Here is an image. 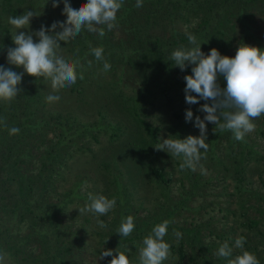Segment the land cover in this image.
Wrapping results in <instances>:
<instances>
[{"label":"rangeland","instance_id":"rangeland-1","mask_svg":"<svg viewBox=\"0 0 264 264\" xmlns=\"http://www.w3.org/2000/svg\"><path fill=\"white\" fill-rule=\"evenodd\" d=\"M134 1L132 0V4ZM55 2L59 3V7L53 8V0H0V43L4 44V52L0 53V66L12 67L13 71L18 73L23 71L20 68L9 65L7 62V48L15 46L12 42V27L8 24V18L23 15L25 11L34 10L39 14L30 22V29L24 31H38L41 25L50 29L53 22L66 21V16L62 14L64 8L63 0H55ZM68 2L72 7H79L87 3V0H68ZM127 2L130 1L124 0L123 6ZM123 6L117 13L116 26L111 31L106 26H101L105 29L103 37H100L98 33H92L85 29L68 43L60 42L61 48L57 49V55L63 56L70 61L79 60L80 62V67L77 68L78 79L74 85L54 92L51 89L50 81H45L43 78H37L36 80V78L24 74L19 86L22 90L20 94L10 102L0 101V107L3 106V111L6 114L4 123L11 125L16 121L17 117H20L17 111L18 103L28 100L25 94L31 93L34 104L29 99L28 103L33 107L27 110V116L25 117H32L34 121L42 123V126L33 131L34 133L26 135L28 138L24 140L25 146L20 147L24 149L29 147L28 152L30 153L27 152L28 157L25 159V163L20 158V160L16 161V164L22 172H27L29 176H33L36 175V171L43 166L46 160H42L48 151L46 148L52 150L49 153L60 156L53 162V165L58 169L57 173H59L58 175L57 173L54 174L53 191L50 190V194L56 196L53 198V205L58 206L59 202L62 204L66 200L64 192L74 187L76 177L83 182L80 186V192L82 191L87 196L88 193H92L93 195H104L111 199L117 194L118 189L122 190V193L116 199L114 210L107 215H96L91 212L80 215L78 211L80 206L72 204L68 208V212L72 215L76 214V220L71 218L70 215L66 217L67 214L63 218H59L58 214L55 216L56 226L54 228L56 230L57 228L60 229V237L58 238L60 244L63 241H67L63 245L71 246L73 243L71 246L73 254L65 253L63 255L64 259L69 260L72 254L79 264H100L102 261L101 254L98 255L96 252L98 250L102 251L108 246V239L105 238L106 233H112L111 230L115 229L114 234L120 240L125 239L117 234V229L121 224H119L120 220L127 216H133L135 224L133 232L127 238L134 237V239H137L135 242L140 245L138 250L143 246V239L150 233L147 234L146 231L141 233L135 229L145 220H149L147 217H155V212L158 211L163 200V195L160 194L161 189L159 188L161 181L151 173L150 167L160 162L158 160H163L165 157L170 159L171 157L165 151H160L159 156L154 155L153 152V156L151 152H144L146 148L142 146V139H139L140 136L133 132L135 130L133 128V118L128 112V108L131 107L128 104V100L130 96L133 97L135 92L141 90L143 86L145 91L150 89L151 85L149 83L153 78L151 79L152 73L149 65L155 64L156 60L151 57L150 53H140L137 57L134 55L135 58H133V55L127 56V60L124 61L122 54L126 49L133 50V40L136 36L134 37L133 35V24L131 26L129 21L128 23L126 22L127 24L121 22L122 19L125 20L126 18ZM13 11H20V13L16 12L17 15H13ZM143 13V10H137L134 15ZM165 17L168 16L165 15ZM227 19L229 20L228 28L225 32L226 34L222 36L223 43L226 46L224 56L234 58L241 43L264 50L263 0L253 4L248 10L247 19L250 25V36L244 37L242 24L237 19L236 13L229 14ZM178 21L180 20L178 19ZM174 23L169 18L159 19L157 26L154 28L151 26L146 27L147 37L151 35L152 37L148 38L153 39L160 35L168 39L173 34ZM176 27H178V22H176ZM182 32H185V29L182 28ZM33 38L36 40L35 36ZM95 47L104 49V60L111 65L109 71H103L104 61H97L94 55L91 54L90 49ZM74 53L78 54L75 56ZM146 55L147 57H145ZM88 61L92 62L91 66H89ZM81 72L83 73V79H79V73ZM169 75L164 74L159 77L161 84L167 88L168 96L161 95V92L156 90L152 96L143 95L142 100L150 113L165 121V127L179 123L178 118L174 115L175 113L181 114L183 108L189 106L195 108L199 105H188L185 99L184 89L186 88V82L184 77L192 75V72L185 73L180 71L177 74L173 72L171 77ZM49 95H58L60 99L55 102H49L47 100ZM153 95H156V97ZM193 95L196 94L193 93ZM169 96L174 101L171 102ZM65 119H69L66 124H64L67 122ZM149 119L150 121L154 120L153 116H150ZM99 121H102L103 125L100 128L97 127V125H100ZM71 123L73 127L69 128ZM253 123L255 124V130L246 134L244 139L245 141L256 143V149L264 154V114L254 119ZM109 124L114 128L112 126L106 128ZM9 125H5L4 128L0 129V138L9 137L10 134L7 132ZM84 126H88L90 129L87 130ZM215 127L216 125L208 123L206 143H208L209 147L206 153L215 151L218 146L219 160L217 162H225L228 147L239 151V141L233 138L231 131H224L221 136L217 135L220 130L217 128L216 132H214L213 129ZM191 130L192 136L198 137L200 135L198 128L193 127ZM168 135V131L165 130L160 138L168 139ZM63 136L67 144L66 150L71 155L67 159L63 156L64 152H57L56 147ZM201 153L202 158L196 165L195 176L203 174L205 178H209L211 173L205 170L206 166L214 168V166L219 165L215 164V161L211 163L210 156H206L203 150H201ZM61 158L65 160L63 164H59L62 161ZM256 159L258 158H254L251 162L248 159L245 165L247 167L245 177L247 191L253 189L260 192L264 189V160L257 163ZM173 160L176 161V171L171 178L172 183L169 187L171 189L169 193L171 198L170 205L167 208H175L178 202H184V199L189 200L181 203V210L174 214L169 223L172 225H175L174 223L187 224L188 228L192 230L198 224L199 217L202 214L207 219L213 217L216 225L218 221L220 226L225 225V231L234 227L230 236L232 239L225 240L232 248L230 259H234L242 253L241 249L235 247V240L238 237H243L245 240L243 250L253 253L257 257L259 264H264V245L257 246L252 243L256 248L254 250L249 249L251 241L246 238L258 233L254 228L249 229L243 226L247 218L242 216L243 209L240 206L243 205L248 208L250 204L256 202V198L252 197L248 203L244 194L242 197H240L241 195L231 197L230 193L233 191L234 185L230 179L218 183L213 181V183L207 185L206 201L207 203H213L208 207L202 204V198L195 195L192 196L189 183L182 181L181 159L176 157L170 159V161ZM107 164L112 165L111 168L116 166V170L110 169L109 172L115 171L119 175L118 186L111 176L107 178V173L103 171V165ZM64 166L66 167L64 168ZM246 179L252 184L251 186L247 184ZM86 203H89V201L87 200ZM159 203L161 205L158 207ZM229 208L234 210L235 213H229L227 211ZM158 214L160 215L161 213ZM246 214L248 216L255 215L252 210H246ZM5 217V215L0 214V218ZM84 218L89 219V224L85 225V227L82 226ZM98 221H102L105 226L101 227ZM220 226H217L219 230L221 229ZM78 228L85 230L80 233L84 238L72 241V238H74L73 234ZM7 229L9 237H17V239V234L20 233L25 237L31 231V227L28 225L22 227L10 226ZM166 235L167 237L169 236L168 234ZM203 235L208 243L221 244L225 242L220 239L221 232L218 234L213 233L211 236L206 232ZM68 239H70V242H68ZM164 241L171 248L173 243L176 244L177 239L174 236H169V239L164 238ZM0 242L5 245L4 248L1 246V254L5 255L3 264H28L22 260L21 256H12L7 252L8 249L2 237H0ZM115 242L117 243V241ZM77 246L78 249H76ZM213 248L218 250L219 247L214 246ZM25 250H34L36 251L35 253L40 251L39 245L35 240L30 245L25 246ZM78 255H80L82 260L79 259ZM14 257L16 258L14 259ZM174 259H176V255L170 250L169 258L163 261L164 263L162 264L176 263ZM30 264L37 263L33 261ZM53 264L63 263L58 259ZM187 264L189 263L187 262Z\"/></svg>","mask_w":264,"mask_h":264},{"label":"trees","instance_id":"trees-1","mask_svg":"<svg viewBox=\"0 0 264 264\" xmlns=\"http://www.w3.org/2000/svg\"><path fill=\"white\" fill-rule=\"evenodd\" d=\"M129 1L130 2H127V4L123 6L126 18L125 20L122 19L121 22L127 24L129 21V25L132 26L133 24V35L134 37L136 36V38L133 40V50L126 49L123 52L122 57L124 61H126L127 56L133 55V58H135L140 53H150L151 57L156 60V63L149 65V69L152 73L151 79L153 78L149 83V85H151L150 89L145 91L143 86L141 90L135 92L133 97L130 96L128 104L131 105V107L128 108V112L133 118V128L135 130L133 132L140 136L139 139H142V146L146 148L144 152H151V155L153 152L154 155L159 156L160 151H156L154 147L161 142L159 139L163 132L166 130L169 133L168 137L171 135L180 139L192 135L191 129L195 127V117L206 115L205 113L198 111V109L206 102L200 101L199 105L195 108H191L190 106L183 108L181 114H174L176 118H178L179 123H174L173 125L165 127V121L163 119L153 115L146 109V105L142 101L143 95L152 96L153 92L156 90L161 92V95H167V88L161 84L159 77L164 74H170L169 76L171 77L173 72L177 74L181 71L176 67L174 61H172L170 57L171 53L181 46L186 48L192 47L187 39L186 32L196 36L197 41L201 44V50L205 54H208L211 49L215 48L221 53V55H224L226 46L225 43H223L222 36L226 34L225 32L228 28L229 20L227 17L229 14L236 13L237 19H239L242 24L245 35L244 37L246 38V36H250V25L249 20L247 19L248 10L253 4L261 0H143V6L139 8L136 7V0L133 4L132 0ZM137 10H143L144 13L141 15H134ZM16 12L20 13V11H13V15H17ZM38 14L39 13H37V16ZM165 15L168 17H165ZM164 18H169L172 23L175 22L172 36L168 39L160 35L153 39L148 38L152 36L149 35L147 37V28L149 26L154 28L157 26L158 20H163ZM178 19L180 21H178ZM176 22H178V27H176ZM182 28L185 29V32H182ZM6 30H8V28H6ZM216 39L220 41H217ZM0 48V53H3L4 44L2 45L0 43ZM77 54L78 53H74L75 56ZM134 55L136 56L134 57ZM145 57H147V55ZM191 68L192 66L189 65L184 72H192ZM217 82L222 88L226 87V80L223 77L218 76ZM25 96L28 97V100L26 99L25 102L20 101L17 105V111L19 112L20 117H17L16 121L11 125L4 123L6 114L3 111V106L0 107V129L4 128L5 125H9L7 130L8 134L9 129L12 127L20 129L19 133L16 135H9V137L0 138V214L6 216L5 218H0V237H2L7 246V252L12 256H21L25 263L27 262L30 264L34 261L37 264H53L56 260L60 259L63 264H79L77 259L72 256L73 250L71 246L73 243L71 246L63 245L67 241H63L60 244L58 240L60 237V229L56 227V230L54 228L56 226L55 216L58 214L59 218H63L67 214L66 217L70 215L71 218L76 220V214H70L68 208L72 204H77L80 208L83 207L88 200V196L82 193V191L80 192V186L83 182L76 177L73 185L74 187L64 192V198L66 200L62 204L59 202L58 206L53 205L52 201L56 196L53 195V197L50 193L53 191L54 174L58 171L53 165V162L60 156H55L53 153H49V151H52L49 148H46L48 151L42 158V160H46L43 166L39 167V170L36 171V175L29 176L27 172H22L16 164V161L20 160V158L24 160L23 162L25 163V159L28 157L27 154L30 153L28 152L29 147L27 149L20 147L25 146L24 140L28 138L26 135L28 133H34L33 131H36L42 126V123L34 121L32 117H25L27 116V110H30L33 107L29 105V99L32 101V104H34V99H32L30 92L28 95L25 94ZM153 96L156 97V95ZM169 97L171 102L174 101L171 96ZM189 108L194 113L192 122L186 121V110ZM150 116H153L154 120L150 121ZM102 118H104V116H102ZM68 120L69 119H65L67 122L64 124L68 123ZM99 124L100 125H97V127L100 128L103 126L102 121H99ZM110 126L112 125L109 124L106 128ZM72 127L73 124L71 123L69 128ZM84 127H86L85 129L87 130L90 129L88 126ZM112 128L114 127L112 126ZM223 132L219 131L217 135L221 136ZM250 142L245 141V139L239 141V151H236L233 148L229 149L228 147L225 162H217L219 160L217 146L215 151L205 153L206 156H210L211 163L215 161L214 163L219 165L214 166V168L206 166L205 170L211 173L209 178H205L203 174L195 176V171L186 168L182 170V181L189 183L191 188L190 193L193 194L192 196L195 195L202 198V204L207 205L208 207L213 203H207L206 201L207 185L213 183V181L218 183L230 179L234 185L233 191L230 193L231 197H236L238 195H241L240 197H242L244 194L246 202L248 203L252 197H255L256 202L250 204L248 208L240 205L243 209L242 216L247 218V220L244 221L246 223H244L243 226L249 229L254 228L258 233L257 235L246 238L251 241L249 249L254 250L256 247H254L252 243L257 246L264 245V189L260 192L253 189L247 191L248 188L245 182L247 167L245 165L248 159L249 162H251L254 158H258L256 159L257 163L262 162V160H264V154L256 149V143ZM66 145L63 136L57 143L56 147L57 152H64L65 154L63 156L67 159L70 158L71 155L68 150H66ZM171 158L174 159L175 157H170V159ZM170 159L165 157L163 160H158L160 162L150 167L151 173L161 181L159 188L161 189L160 194L163 195V200L162 205L159 203L158 207L161 206L157 211L161 214L159 215L155 212V217H147L149 220H145L136 227L135 230L138 232L143 233L146 231L147 234L151 233L154 226L165 220H171L174 214L181 210L180 205L183 201L178 202L175 208H167V206L170 205L171 198L169 195L171 190L169 187L172 183L171 178L176 171V161H170ZM64 161L65 160L60 161L59 164H63ZM111 166L112 165L109 164L103 165V171L107 173V178L111 176L112 180L118 186L119 175L115 171H111V173L109 172L110 169L116 170V166L113 168H111ZM65 167L66 166H64V168ZM58 174L59 173H57V175ZM259 177H261V175H259ZM246 181L249 186L252 185L249 180L246 179ZM121 193L122 190L118 189L117 194L114 195V197L117 199ZM188 200L189 199H184V202H187ZM202 208H204V206H202ZM246 210H252L255 215L248 216ZM227 211H229V213H235V211L230 208L227 209ZM203 217L204 215L202 214L199 217L198 224L195 225L192 230L188 228L187 224L180 225V223H174L175 225H172L169 223L167 229V234L169 236H174L177 239L174 233H182V237L177 239L176 244L173 243L170 248V250L176 255V259H174L176 260V263L173 264H187V262L189 264H228L230 257L223 258L215 255L217 250L213 247L216 246L218 248L220 244H213L214 242L208 243L205 241L203 234L208 232L211 236L213 233L218 234L221 232V240H231L232 238L230 236L233 233L234 227L225 231V225L220 226L219 221L216 225L213 217L209 219ZM120 223L121 220L119 224ZM87 224H89V219L84 218L82 226L85 227ZM25 225L31 227V231L26 234L25 237L20 233L17 234L18 239L17 237H9L8 227H22ZM217 226H220L221 229L219 230ZM83 231L85 230L78 228L73 234L74 238H72V241L83 239L84 237L80 235ZM114 231L115 229H112V233H106L105 238L108 239V246L104 250H112L115 253V250L118 249L128 256L131 264H140L138 255V246L140 245L135 242L137 239H134V237H126L125 239L120 240L119 237L114 234ZM169 236L167 237L166 235L164 238L169 239ZM34 240L39 245V253H35L36 251L34 250H25V246L30 245ZM115 241H117V243ZM68 242H70V239H68ZM1 246L4 248L5 245L0 242V254ZM76 249H78V246ZM102 251L98 250L96 254L100 255ZM65 253H72L69 260L64 259L63 255ZM78 257L82 260L80 255H78ZM15 258L16 257H14V259ZM111 259V256L105 257L100 264H109Z\"/></svg>","mask_w":264,"mask_h":264},{"label":"clouds","instance_id":"clouds-1","mask_svg":"<svg viewBox=\"0 0 264 264\" xmlns=\"http://www.w3.org/2000/svg\"><path fill=\"white\" fill-rule=\"evenodd\" d=\"M64 22H53L51 28L41 25L38 31L30 29V22L37 13L34 10L25 11L23 15L9 17L8 24L12 27L11 38L15 45L7 48V62L9 65L20 68L22 72L13 71L12 67L0 66V101L10 102L20 92V85L24 74L31 77L43 78L50 81L51 89L58 92L60 89L70 87L77 82V68L79 60L70 61L63 56L57 55V49L61 48L60 42L68 43L81 34L83 30L98 33L100 37L105 35L106 26L111 31L116 26L117 13L123 6L124 0H87V3L72 7L68 0H63ZM53 8L59 7V3L53 0ZM143 0H136V7H142ZM187 39L192 45L190 48L181 46L171 53L170 59L176 67L185 71L192 66V75L184 77L186 82L185 99L188 105L199 104L205 101L198 111L206 115L201 119L195 117L194 126L199 129L200 135H189L184 139L169 136L168 139L161 137L154 148L156 151H165L171 157L181 159L180 170L191 169L196 171V165L208 150L207 123L216 125L221 132L228 130L233 133V138L242 141L246 134L255 130L253 120L264 114V50L258 47L241 43L234 58L221 55L213 48L208 54L201 50V44L196 36L186 32ZM36 37L34 40L33 37ZM97 61H104L103 71L110 70L111 65L104 60L102 47L90 49ZM91 61H88L91 66ZM218 76L226 80V87L222 88ZM79 79H83V73H79ZM195 93L196 95H193ZM58 95H49V102L58 101ZM193 111L186 110V121L192 122ZM20 131L17 127L9 129L10 135H16ZM88 201L79 208V214L94 213L107 215L114 210L116 198L109 199L104 195L88 193ZM104 227L102 221H98ZM169 221L165 220L157 224L151 233L143 239V246L139 248L140 264H162L170 256V245L164 241L167 234ZM135 228L134 217L122 218L117 229V234L122 238L131 235ZM177 239L182 233L175 232ZM245 240L238 237L235 247L242 250L240 255L229 259L228 264H259L257 257L249 251L243 250ZM218 257L228 258L232 256V248L225 241L220 244L217 252ZM111 256L109 264H130L128 256L115 250H104L101 260ZM5 255L0 254V264H3Z\"/></svg>","mask_w":264,"mask_h":264}]
</instances>
